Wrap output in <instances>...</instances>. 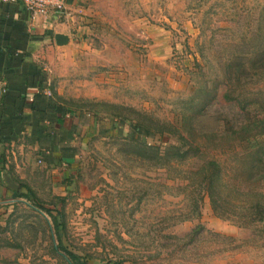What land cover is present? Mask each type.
Wrapping results in <instances>:
<instances>
[{"label":"rangeland","instance_id":"obj_1","mask_svg":"<svg viewBox=\"0 0 264 264\" xmlns=\"http://www.w3.org/2000/svg\"><path fill=\"white\" fill-rule=\"evenodd\" d=\"M164 12L172 49L155 65L93 68L64 52L62 75L60 53L43 49L65 102L133 134L92 137L64 175L20 134L0 163V264H264V178L239 174L264 137L219 133L237 101L262 115L264 0H165ZM94 89L104 99L84 96ZM212 159L223 175L215 209L201 181Z\"/></svg>","mask_w":264,"mask_h":264},{"label":"crops","instance_id":"obj_2","mask_svg":"<svg viewBox=\"0 0 264 264\" xmlns=\"http://www.w3.org/2000/svg\"><path fill=\"white\" fill-rule=\"evenodd\" d=\"M63 1V12L34 19L20 3L0 1V158L9 157L4 150L22 134L38 162L64 175L78 168L92 137L131 130L114 116L100 117L65 102L63 87L52 88L47 80L52 60L39 59L43 49L60 53L62 75L64 52L88 57L80 65L93 68L155 65L172 49L174 27L164 12L165 0ZM56 33L67 35V43L57 45ZM112 76L106 81L114 84ZM104 94L84 91L88 97L104 99Z\"/></svg>","mask_w":264,"mask_h":264},{"label":"trees","instance_id":"obj_3","mask_svg":"<svg viewBox=\"0 0 264 264\" xmlns=\"http://www.w3.org/2000/svg\"><path fill=\"white\" fill-rule=\"evenodd\" d=\"M1 101H2V96L0 97V103ZM238 105L239 107H237L236 112H234L229 117L226 116L219 133H223L224 135L229 137L230 135L234 134L236 137H238L237 138L238 140L239 139L248 140L251 139V137L254 139L257 137V135L264 137V109H261L259 112V114L262 115L258 116V114H254V113L252 115H249L247 110H244V106L237 101V106ZM231 107H235V105ZM197 116L198 118L210 117V119L212 120L217 119L214 118V114L209 116L207 110L198 111ZM214 131L212 132L213 135L214 133L217 132V130L214 129ZM250 153L253 154L252 156L253 158H250L252 162L251 165L249 166L250 169L242 168L239 171V174L247 179L258 178V177L264 178V138L260 141V143L255 147L254 150H251L249 152V154ZM0 160L2 161V163H4L3 158H0ZM203 169H205L206 172L203 176H201V181L202 180L204 181L203 187L209 197L211 206L215 209L218 206V199H217V193L219 191L218 188L219 186H223V175H222L221 164L220 162H217L216 160L212 159L208 161L204 165V167L201 168V170ZM198 172H194L193 174H197ZM5 175H6L5 176L6 184H10L11 182H14L12 181L11 178L7 176V174ZM234 176H239V175L237 173ZM19 187L24 188L26 190V195L34 200V194L29 186L20 183L17 185V187L14 188V190L16 191L17 188ZM233 190L236 191V188H234ZM260 219H262V225L264 229V215ZM67 254L69 255L70 258H76L75 254L71 252H67Z\"/></svg>","mask_w":264,"mask_h":264},{"label":"built area","instance_id":"obj_4","mask_svg":"<svg viewBox=\"0 0 264 264\" xmlns=\"http://www.w3.org/2000/svg\"><path fill=\"white\" fill-rule=\"evenodd\" d=\"M8 3H20L29 19L45 16L51 12L60 13L64 11L63 0H0Z\"/></svg>","mask_w":264,"mask_h":264},{"label":"water","instance_id":"obj_5","mask_svg":"<svg viewBox=\"0 0 264 264\" xmlns=\"http://www.w3.org/2000/svg\"><path fill=\"white\" fill-rule=\"evenodd\" d=\"M68 41V36L65 35V34H62V33H56L54 35V42L57 44V45H63V44H66Z\"/></svg>","mask_w":264,"mask_h":264}]
</instances>
